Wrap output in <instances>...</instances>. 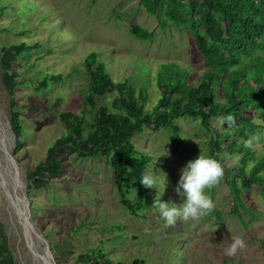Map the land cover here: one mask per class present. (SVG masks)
Instances as JSON below:
<instances>
[{
  "label": "rangeland",
  "instance_id": "1",
  "mask_svg": "<svg viewBox=\"0 0 264 264\" xmlns=\"http://www.w3.org/2000/svg\"><path fill=\"white\" fill-rule=\"evenodd\" d=\"M136 23L155 32L152 40H141L130 33ZM31 48L16 62L18 75L15 108L21 111L23 144L15 156L26 173L41 162L48 148L65 132L59 114L79 111L82 90L87 81L84 60L99 51L107 71L116 80L126 78L148 94L146 108L153 111L160 98L157 73L163 63L173 62L197 81L203 58L194 39L184 28L163 27L140 0H0V110L8 121L9 95L2 82L1 48L13 43ZM38 44V45H35ZM60 74L59 81L52 79ZM49 85L39 89L44 79ZM256 121V120H255ZM177 142L168 128H144L133 138L139 153L149 155L159 175L166 174L162 197L179 204L173 191L180 169L201 152L209 156L210 139L215 136L196 117L181 116ZM257 122V121H256ZM264 123V118L258 119ZM219 131L220 120H213ZM257 158L264 152V129L252 134ZM158 158L155 165L156 157ZM220 162L233 169L240 155L224 150ZM63 168L41 189L28 188L34 221L50 243L58 264L81 262L78 255L89 249L102 250L113 264H264V195L254 183L243 190L244 206L233 212L234 196L226 182L230 175L205 191L214 202L213 211L197 220L165 222L150 207L155 189L144 188L147 205L136 215L121 202L113 168L103 155L81 158L64 149L59 155ZM21 160H20V159ZM159 169V170H158ZM29 184V181H28ZM137 199L133 187L128 193ZM14 214V215H13ZM0 219L5 224L17 264H38L28 247L19 217L0 191ZM246 247L233 256L224 253L234 237Z\"/></svg>",
  "mask_w": 264,
  "mask_h": 264
},
{
  "label": "trees",
  "instance_id": "2",
  "mask_svg": "<svg viewBox=\"0 0 264 264\" xmlns=\"http://www.w3.org/2000/svg\"><path fill=\"white\" fill-rule=\"evenodd\" d=\"M140 3L161 20L163 27L175 26L189 32L203 58L200 78L189 81V74L180 65L163 63L157 73L160 98L155 109L149 111L144 88H138L127 78L116 80L99 58V51L89 52L84 60L87 81L81 91L82 106L78 112H60L66 132L48 148L45 158L28 171V188H44L61 173L59 155L64 149L81 158L103 155L113 168L122 204L136 215L147 205L139 178L151 157L138 152L133 142L135 134L144 128H168L175 143L182 129L178 119L191 116L215 134L209 141V156L219 160L218 154L224 150L240 155L233 169L222 164V178L230 175L226 182L234 196L232 210L241 214L244 189L256 182L264 195V152L256 158L253 149L243 144L264 129V123L258 122L264 118V0H140ZM129 30L141 40L155 37L153 30L140 24H130ZM30 48L26 42L1 48L2 82L9 95L8 118L17 137V148L23 144L24 126L21 111L15 108L19 81L14 69L17 60ZM61 77L57 74L52 79L59 81ZM48 80L44 79L39 89L48 86ZM229 113L234 115L236 124L229 128L225 123L226 127L219 131L213 120L221 121ZM133 187L137 190L136 200L128 197ZM78 259L113 264L102 250L95 248L80 253ZM134 263L145 262L135 259ZM0 264H17L1 219Z\"/></svg>",
  "mask_w": 264,
  "mask_h": 264
},
{
  "label": "clouds",
  "instance_id": "3",
  "mask_svg": "<svg viewBox=\"0 0 264 264\" xmlns=\"http://www.w3.org/2000/svg\"><path fill=\"white\" fill-rule=\"evenodd\" d=\"M225 123L229 128L233 127L236 124L234 115L229 113L223 116L221 126ZM243 144L245 148H252L253 138L244 140ZM167 154L166 149L165 154L157 156L155 165L159 157ZM159 172L161 171L159 170ZM159 172L155 167L150 166L142 172L139 183L145 188L156 190V196L150 208L158 214L166 225H173L178 219L184 222L197 220L213 211L214 202L205 190L218 184L224 175V167L219 160L200 152L198 156L186 162L180 169L179 178L173 188L175 194L181 198L179 204L171 199L168 201L162 199L167 185V178L166 174L161 177ZM245 247L244 240L237 236L225 248L224 253L227 256H233L238 249H244Z\"/></svg>",
  "mask_w": 264,
  "mask_h": 264
},
{
  "label": "water",
  "instance_id": "4",
  "mask_svg": "<svg viewBox=\"0 0 264 264\" xmlns=\"http://www.w3.org/2000/svg\"><path fill=\"white\" fill-rule=\"evenodd\" d=\"M16 147V134L0 110V191H5L12 203L35 261L38 264H58L48 239L33 219L27 193V173L15 156Z\"/></svg>",
  "mask_w": 264,
  "mask_h": 264
},
{
  "label": "bare ground",
  "instance_id": "5",
  "mask_svg": "<svg viewBox=\"0 0 264 264\" xmlns=\"http://www.w3.org/2000/svg\"><path fill=\"white\" fill-rule=\"evenodd\" d=\"M3 193H5V191L2 190ZM8 200V199H7ZM14 208V207H13ZM14 215V214H13Z\"/></svg>",
  "mask_w": 264,
  "mask_h": 264
}]
</instances>
